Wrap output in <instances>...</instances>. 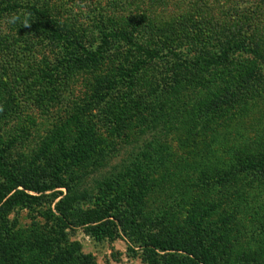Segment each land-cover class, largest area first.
Returning <instances> with one entry per match:
<instances>
[{
  "label": "rangeland",
  "instance_id": "1",
  "mask_svg": "<svg viewBox=\"0 0 264 264\" xmlns=\"http://www.w3.org/2000/svg\"><path fill=\"white\" fill-rule=\"evenodd\" d=\"M12 3L0 11V193L10 178L62 185L0 214V264H154L127 234L201 246L213 264H264V169H255L264 158V55L249 93L232 97L222 119L203 124L204 112L175 107L207 99L191 78L193 60L217 54L228 29L264 52V0H0ZM29 6L85 50L103 51L97 64L69 69L68 56L83 48L49 38ZM13 15L18 22L7 23ZM112 31L120 34L100 41ZM124 32L136 46L123 44ZM159 51L174 66L147 57ZM230 56L232 75L257 59ZM141 60L131 95L158 109L140 121L116 118L126 101L122 74ZM106 204L139 227L91 237Z\"/></svg>",
  "mask_w": 264,
  "mask_h": 264
},
{
  "label": "trees",
  "instance_id": "2",
  "mask_svg": "<svg viewBox=\"0 0 264 264\" xmlns=\"http://www.w3.org/2000/svg\"><path fill=\"white\" fill-rule=\"evenodd\" d=\"M15 5L17 4H9L7 5H1L0 6V11H5V10H10L14 9ZM19 5V4H18ZM28 10L35 15L39 16V20L41 19V24H45L46 28V35L50 38H56L57 40H62L66 45L70 47L77 48H83L82 44L78 42L75 39H70L67 38L65 34H60L58 30L56 29V25L54 22V19L48 17L44 13H39L35 12L33 8H28ZM55 25V26H54ZM236 29H228L226 32H228V35L224 37V40L220 41L219 43V48L218 53L215 55H210L208 57H198V59L193 60V65L194 67H191L195 70V76L191 78L193 79V83L196 84L199 87H202L203 89L206 88L207 90V99L197 101L195 105L190 108H181L180 105L175 106L176 110L178 111H188L189 109H195L194 114L196 115L197 113H205L204 123L206 124L209 122L211 117L213 118H221V114L223 113L222 111L225 110V108L229 107V105L232 103L231 98L238 96V95H244V93H249L247 91L248 87L250 86V81L253 80L256 75L257 71L259 68L260 60L259 58L264 55V52L261 49V46L258 44H253L252 40H247L248 38L244 37L241 39L244 40H235L231 39L230 37L232 34L230 32L235 31ZM244 30V29H243ZM120 32V31H119ZM118 31H112L108 34L103 33L102 37L100 38V41L104 43L103 37L104 38H111L113 39L114 36L119 33ZM130 33V31H128ZM246 33L248 35L252 34V31L248 33V30H244V34L246 36ZM120 34V33H119ZM224 35V33H223ZM119 39V38H118ZM123 40V44L129 45V46H136L137 45V40H134L133 36L130 34H127L124 32L123 37H121ZM114 40V39H113ZM140 46V45H139ZM77 51V52H76ZM235 51H240L242 53L250 54L251 56H254L256 59L250 67H247L246 69H243L240 71L239 74H233L232 75V70L235 71L234 69L236 68H231V61L233 58L230 56L232 55ZM149 53V52H148ZM103 56V51H99L95 49L92 53H90L88 50H83L78 51L77 49L74 50V52L69 55L67 62L69 63V69L73 68L74 70H82V69H90L91 66H94L97 64L96 62ZM157 57L164 59L165 61L168 62L170 66H174L175 59L173 56L170 55V53H165L161 54L159 52H155L152 55H148L147 57ZM142 59H146L145 56H143ZM203 62V68L205 71L208 68V75L211 77V80L208 81L209 79H205L202 74V70H197L196 66L199 63V61ZM146 60H141L140 62H135L132 66L129 67L122 75L124 79V83L126 85L124 96L126 101H122L123 103L120 104V110L117 112L116 118H120L123 115V112L125 113L126 116H135L138 121H140L144 116L143 113L145 111L147 112H153L155 111V104L154 107L151 104L148 105H143L141 104L140 100L134 99L131 93L135 90L134 88V79L133 75L135 71H138L142 64ZM227 64V65H226ZM226 65V67H225ZM229 65V66H228ZM179 67H182L181 65ZM177 67V69H180ZM185 67V66H184ZM183 69V68H182ZM232 69V70H231ZM192 70L191 72H194ZM184 71V69H183ZM198 73V75L196 74ZM137 73V72H136ZM200 74V75H199ZM232 75V76H231ZM176 77V76H172ZM173 82L172 79H168L167 83ZM204 82V83H203ZM165 81V84L163 87H166L167 84ZM142 101V100H141ZM183 107V106H182ZM158 109V108H155ZM209 118V119H208ZM222 121V120H221ZM73 154V153H71ZM79 155L82 156L81 152H79ZM74 162L80 161V157L75 154ZM261 164V165H260ZM255 169L258 171V169H264V158L260 160V163L255 165ZM54 183H47L45 181L39 180L38 178H35L33 180L29 179H19L15 178L14 180H11L10 178V183L3 189L1 190L0 193V214L3 213L5 210L10 208L12 205L19 203V202H27L31 203L34 200L38 199L39 195H41L46 189H54L57 186L62 185L61 182H58L57 184ZM30 191L33 194H27L24 191ZM56 193L60 194L61 192L56 191ZM130 203L127 202L126 206H129ZM56 209L59 207V201L55 203ZM109 210H112V207L110 204H106L105 206L101 207L100 210L98 211L97 216H95L96 219L93 221H96L94 225H91L88 228V233L91 237L94 239L98 240L106 236H111L115 230H116V225L121 226V230L125 232V229L129 226L132 229V231H135L133 227H139V224H135L134 220L130 219V217L122 216L121 214L117 212H110ZM63 217H68L67 220L69 222L74 223L76 220H69L70 217H74L75 214L70 212V210H67L65 214H62ZM81 219V218H80ZM79 219L78 224L82 225L83 222ZM140 236L142 234V228H139ZM126 233V232H125ZM128 239L131 240L132 242L139 241L141 245L145 247V252L147 258L150 259L149 262H152L154 264H213L215 259L214 257L208 252L206 248H202L201 246L194 247V248H188L189 246L186 245H179L176 246L174 245L171 240H164V239H158L155 237H149L147 240H138L137 238L131 239L130 236ZM137 237V234L136 236ZM140 238V237H138ZM182 250L185 252V254L181 253H174L170 252L169 250ZM159 251H163V253H158Z\"/></svg>",
  "mask_w": 264,
  "mask_h": 264
},
{
  "label": "clouds",
  "instance_id": "3",
  "mask_svg": "<svg viewBox=\"0 0 264 264\" xmlns=\"http://www.w3.org/2000/svg\"><path fill=\"white\" fill-rule=\"evenodd\" d=\"M18 20H19V17L16 16V15H13V16H11V17L8 19L7 23L15 24V23L18 22ZM21 25H23L24 27H30V26H31L30 23H29V21H28L27 19L23 20V21L21 22Z\"/></svg>",
  "mask_w": 264,
  "mask_h": 264
}]
</instances>
